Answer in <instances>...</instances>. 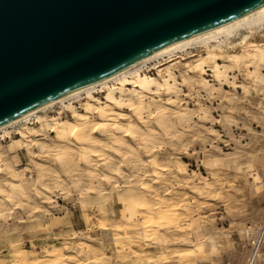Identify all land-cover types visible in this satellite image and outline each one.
<instances>
[{"label":"rangeland","instance_id":"1","mask_svg":"<svg viewBox=\"0 0 264 264\" xmlns=\"http://www.w3.org/2000/svg\"><path fill=\"white\" fill-rule=\"evenodd\" d=\"M252 39L264 42L262 40L264 37L261 35H255L249 40ZM236 42L238 41L234 39L233 43ZM225 52L226 54L239 53L241 47H229L225 49ZM203 54H205V49L197 45L185 51L175 52L172 57H159L148 63L144 70L155 74L158 68L172 64L171 66L180 77L185 70L184 64L192 63ZM170 58L175 59L168 61ZM239 73H234L236 81L244 83L245 89L230 86L220 89L218 86H214L210 93L208 89H203L200 91V96L211 95L213 99L200 100L199 104L196 102L198 97L195 95L198 88L184 85L180 96L183 103H180L179 109L187 107V109L195 111L203 106L209 109V115L212 120L216 121H222L225 117L235 118V113L227 111V108L232 107H242L252 115L260 116V108H264V91H261L264 89V85H252L251 79H245L242 71V74ZM262 74L264 77V70ZM252 87H256L257 91L253 92ZM94 95L102 98L104 93L98 92ZM232 96L241 100L242 103L239 105L229 104V98ZM83 97L84 95H81V97L69 101L77 111H81L83 108L86 101V98ZM65 105H68V102L56 104L38 113L37 116L49 118L58 115L62 119H72V112ZM93 116L97 117L96 114ZM193 122L203 125L204 128H211L219 133L223 132L221 123L198 120L196 117H193ZM30 127L38 131L35 139L43 136L49 139L52 136L49 131L39 129L37 117L18 124L14 128H9L6 134L0 132L2 162L7 163L11 168V171L0 172V184L10 180L17 182L22 177L21 183L24 187L19 195L2 200L3 208L0 209V213L7 209L9 217L6 223L0 219V262L2 264H16L11 258L16 246L28 250L30 258L35 261L43 259L42 256L47 249L62 250L60 261L46 259L44 264H209V260L205 256L206 249L198 247L194 240L193 225L189 223L190 218L195 219L191 209L194 207L197 210L196 216H204L207 214L202 207L205 202L211 205L219 204V207L213 212V216L216 219V227L223 229L230 228L233 219H237L238 222L247 219V217L230 215L228 211L230 204L227 200L207 198L197 191L201 182L203 184L210 183L209 171L187 155L180 156L182 162L189 165L187 172L177 169L176 182L163 185L165 190L160 191V174L163 171L160 162L163 150H161L160 156L157 155L156 150L150 156L140 155L143 149L138 146L143 141H133L129 136L123 137V141L134 148L133 151L139 149L137 152L139 158L150 163L152 168L146 170L151 171V180L145 177L146 184L143 183L139 189L142 192L151 190L149 196L139 199L133 193H129L127 194L129 197L126 195V197H122L116 194V189L122 183L119 174L129 171L124 165L131 157L129 153L124 157L115 152L114 145L118 138H102L105 142L107 141V145L101 150L111 159L105 164L97 156L88 158L89 160L93 159L94 165L88 164L84 159L85 155L79 149L66 155L57 153L53 149L41 153L35 146L29 149L15 147L13 151H8L9 140L18 137L17 131ZM251 127L257 132L261 131L255 123H252ZM152 128L153 132H159L157 126L154 125ZM200 130L202 131L203 128ZM94 136L97 137L98 133H95ZM221 138L226 139L223 136ZM220 147L225 152L230 151L223 144ZM115 157L120 160H116ZM114 162H119L118 172L108 170L109 165ZM239 177L238 173H229L227 183L223 184L224 188L235 189V191H230L227 194L220 191L213 194L216 196L227 195L236 199L241 196L248 197L245 203L252 210L253 221L264 220V176L258 172L257 180H253L251 177L247 178V183L257 184L256 197L251 196V190L247 189L245 180ZM97 187L104 193L103 196L96 191ZM65 188H68V193H65ZM241 188H244L245 191L241 192L239 190ZM109 189L113 190L111 197L107 196ZM120 191L124 190L120 189ZM72 192H75L76 195H71ZM64 196H67V199ZM17 200L19 203L16 202ZM23 203L29 205V214L16 219L22 212L20 204ZM89 203H92L93 206L89 207ZM185 209H189V211H185ZM162 210H165L166 214L168 213L166 219L160 218ZM21 220H24L25 223L21 224ZM233 239L238 240V237L233 235ZM250 248L251 245L241 244L236 252L228 253L221 264H244ZM261 251L264 252V248ZM257 264H264V262L258 261Z\"/></svg>","mask_w":264,"mask_h":264},{"label":"water","instance_id":"2","mask_svg":"<svg viewBox=\"0 0 264 264\" xmlns=\"http://www.w3.org/2000/svg\"><path fill=\"white\" fill-rule=\"evenodd\" d=\"M263 5L264 0H0V127Z\"/></svg>","mask_w":264,"mask_h":264},{"label":"bare ground","instance_id":"3","mask_svg":"<svg viewBox=\"0 0 264 264\" xmlns=\"http://www.w3.org/2000/svg\"><path fill=\"white\" fill-rule=\"evenodd\" d=\"M262 25H264V5L227 24L206 30L160 49L142 60L129 65L112 77L79 89L5 124L0 127V132L3 134H6L9 128H14L18 124L37 117L39 129L41 131H49L52 134L49 139H46L45 136L35 139L34 137L38 135V131L35 128L20 129L17 131L18 137L9 140L8 151H13L15 147L29 149L35 146L37 151L42 153L39 146H43V153L53 149L57 153L66 155L75 149H79L85 155L84 159L88 164L94 165L93 159H88L92 156L100 157L103 164H105L111 159L101 150L107 145V141L105 142L102 138H118L117 143L114 145L115 152L125 157L134 148L126 144L123 141V137L129 136L133 141H144L150 138V133L154 131L152 127L154 125L158 127L154 122L157 119L158 112L162 109H168L171 112L181 110L177 108V102L182 101L181 98H177L175 93L170 91V89L178 87L181 92L182 87L186 85V79L197 81L198 78V82L196 83V88L198 89L204 84L208 86L206 89H212L214 86H218L220 89L224 86L245 89L244 83L236 81L237 78L234 73L237 74V72L241 73L242 71L245 79H249V74L253 73L256 78L262 77L264 63L260 61L262 53H264V47H262L264 46V42H257L253 39H248L247 41L239 40L235 44L238 43V46L241 47V52L227 53L228 59L223 58L226 53L225 49L223 52L217 51L222 42L227 43L231 41L233 43L234 33L239 32L241 35L246 36L248 29L258 28ZM197 45L205 49V54L195 59L192 63L186 62L184 64L185 70L180 77L174 67L171 66L172 64L164 68H156L157 72L155 74H150L144 70V67L148 63L155 61L159 57H172V54L175 52L185 51ZM257 48L260 51H257ZM174 59L170 58L168 61H173ZM98 92L104 93L102 98L94 95ZM81 95H84L83 98H86V101L82 110L77 111L69 101L79 98ZM169 100L172 102L169 103ZM64 102H68V105L65 106L71 110L72 119H62L58 115L49 118L37 116L38 113ZM94 114L97 117H94ZM95 133H98L97 137L94 136ZM46 141L50 143L48 144ZM0 168H5L6 172L11 171L10 166L4 162H0ZM21 181L22 177L17 182L10 180L1 183L0 201L19 195L24 190ZM126 196L129 197V195ZM164 211L162 210L160 218L166 219L168 213L166 214ZM147 219L149 218L147 217ZM42 257L43 259L41 258L38 261L32 260L30 252L18 246L14 247L11 255L12 260L16 264H44L46 259L56 262L60 261L62 250L56 248L47 249Z\"/></svg>","mask_w":264,"mask_h":264},{"label":"clouds","instance_id":"4","mask_svg":"<svg viewBox=\"0 0 264 264\" xmlns=\"http://www.w3.org/2000/svg\"><path fill=\"white\" fill-rule=\"evenodd\" d=\"M255 35L264 36V25L248 29L246 36L236 32L233 34V39L247 41ZM237 46L238 43L234 44L231 41L227 43L222 42L217 51L223 52L226 48ZM257 51H260V49L257 48ZM223 58L228 59L229 57L225 53ZM260 62L264 63V53H262ZM192 70L194 71V69ZM248 78L252 80V85H264V77L256 78L253 73L249 74ZM197 82L198 78L197 81L185 80V84L190 88H195ZM206 88L208 86L204 84L200 89H196L197 104H199L200 100L213 99L211 95L200 96V91ZM208 90L210 93L211 89ZM251 90L255 92L257 88L252 87ZM170 91L174 92L177 98L182 95L178 87H173ZM261 91H264V89H261ZM171 102L169 100V103ZM180 103H183V101L177 102L178 109L180 108ZM233 103L239 105L242 101L232 96L229 98V104ZM227 111L235 113V118L225 117L222 121L212 120V117L209 115V109L203 106H200L195 111L189 110L187 107L177 112L162 109L158 112L157 119L154 121L160 131L150 133V138L140 143L139 147L143 149L140 155L150 156L156 150L157 155L160 156L161 150H163L160 162V167L163 169L159 181L160 191L165 190L163 185L176 182L177 169L184 172H187L189 169V165L182 162L181 155H187L197 164L203 165L209 171L210 183L203 184L201 182L197 191L207 198L221 201L227 200L230 204L228 209L230 215L233 217H247V219L243 222L233 219L230 228H218L216 227V219L213 216V212L219 207V204L211 205L205 202L202 207L207 214L204 216H196L197 210L193 207L191 211L195 219L190 218L189 223L193 225L192 232L196 245L206 249L205 256L209 260V264H221L225 256L228 253L236 252L241 244L245 246L251 245V248L248 249V258L244 261V264H257L258 261L264 262V252L261 251L264 248V220L253 221L252 210L245 203L248 197L241 196L236 199L227 195L216 196L213 193L223 191L227 194L230 191H235V189L224 188L223 184L227 183L229 173H238L240 174L239 178L245 180L247 189L251 190V196L256 197L255 188L257 184L247 183V178L251 177L253 180H257L258 172L261 176H264V108H260V116L252 115L242 107L227 108ZM193 117H196L198 120L221 123L223 132L219 133L213 131L211 128H204L203 125L194 123ZM252 123H255L261 131H255L251 127ZM202 128L203 130L201 131L200 129ZM222 136L226 137V139H222ZM221 144L229 148L230 151L225 152L220 147ZM39 147H41L43 153V146ZM137 152H139V149L129 153L131 159L124 165L129 171L119 174L122 181L116 189V194L119 196L134 193L139 199H143L151 193V190L149 192L139 190L144 183L145 177L151 180V171L146 170L151 169L152 165L142 161ZM0 162H2V157H0ZM118 169L119 162L109 165V170L116 171ZM3 171H5V168H0V172ZM213 177L216 179L213 180ZM180 179L182 180L183 178L181 177ZM120 189L124 191H120ZM239 190L241 192L245 191L244 188ZM96 191L100 195H104L99 187H97ZM112 191V189H109L107 193L108 197H111ZM65 193H68V188H65ZM70 194L76 195L75 192ZM64 198L67 199V196H64ZM25 200H27V197H25ZM16 202L19 203V200ZM88 206L91 207L93 205L89 203ZM20 207L22 208V212L18 214L16 219H19L20 216H28L29 214V205L27 203L20 204ZM2 208L3 202L0 201V209ZM185 211H189V209H185ZM29 218L35 219L34 217ZM0 219H3L5 223L7 222L9 219L7 209H4L0 213ZM20 222L21 224L25 223L24 220ZM233 235H236L238 240H234Z\"/></svg>","mask_w":264,"mask_h":264}]
</instances>
